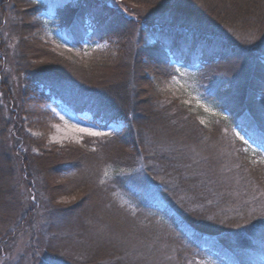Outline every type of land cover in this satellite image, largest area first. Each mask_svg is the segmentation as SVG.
<instances>
[{
    "label": "trees",
    "instance_id": "trees-1",
    "mask_svg": "<svg viewBox=\"0 0 264 264\" xmlns=\"http://www.w3.org/2000/svg\"><path fill=\"white\" fill-rule=\"evenodd\" d=\"M123 1L139 7L140 12L130 8V15H125L119 8L102 0H21L23 8L16 5L17 20L22 22L15 31L19 53L36 50L29 41L32 34L36 36L33 41L37 38L46 45L37 35H43L53 22L56 28L52 27L59 33L54 38L62 44V50L57 51L52 64L36 70L28 69L26 65L19 68L40 91L41 98H54L73 114L88 113L98 124L122 121L121 132L113 137H118L130 148L140 147V140L145 148L144 153L138 149L129 167L116 155L112 137L85 136L78 143L60 145L36 141L33 137L26 138V141L15 138L20 147L9 146L14 158L8 162L19 169V174L13 171L12 184L29 183L28 188L31 184L38 186L39 192L31 196L36 195L39 201L42 195L47 216L50 215L52 222L59 223L64 236L69 233L74 240L83 243L87 229L92 228L97 234L92 240L100 241L112 234V230L115 234L114 230H118L116 227H121L122 223L129 225L123 227L126 230L124 239L112 236L109 244L101 247L103 256L88 253L81 262L66 260L54 252L60 234H49L47 230L52 227L48 226L47 230L45 227L46 231L41 233L43 236L40 235L41 242L38 239L37 250L35 242L30 246L31 250L39 251L37 264H204L199 254L211 255V258L227 264H235L238 258L248 264L260 263L263 249L262 255L255 252V258L251 254L245 257L243 252H236V245L244 241L239 233L247 221H254L253 226L260 225V222L258 219H242L237 214L227 190V187L233 188L227 181L224 168L219 177L212 165L210 177L211 171L207 173L205 165L194 172L193 164L189 162L187 167L193 175L201 178L202 181L198 182L203 184L191 188L188 185H192V181L183 179L181 173H175L176 178L172 180L166 171L172 166L177 172H183L180 167L186 165L181 160L184 151L174 139L180 148L167 155L161 133L164 119L173 125V138L176 134L188 135L193 130L196 136L206 140V144L202 142V149L206 153L203 158L208 160L212 154L206 152L207 145L211 144L215 128L222 123L239 131L243 129L242 132L257 146L264 148V122L259 120L256 123L252 115L251 118L247 111L243 112L242 100L236 113L235 108L226 106L223 95L216 92L203 99L209 108L195 106L175 96V99H169L164 94L174 85L172 73L184 66L183 61L189 55L195 56L198 69L205 65H200L203 60L213 62L226 53L254 58L261 61L264 68V0ZM62 11H66V15ZM39 13L40 16L35 17ZM25 14L33 16L34 22L24 23ZM26 24L31 25L27 27ZM74 47L85 50L78 53ZM171 51L173 54L169 58ZM170 59L180 60L182 64L179 67L170 64ZM253 85L260 86L261 93L264 92V79L251 76L246 88L242 89L245 102L255 99ZM0 121L3 125L11 124L4 116ZM24 148L28 150L25 152ZM1 149L0 146V157ZM192 152H195L194 148ZM188 153L186 151L184 155ZM238 156L253 176L259 172L256 176L263 185V169L258 167L262 165L257 163L255 151L242 150ZM96 165L105 170L101 176L96 175L97 171H91ZM1 177L0 174V182ZM69 177L74 178L73 181ZM173 186L183 189L179 193L184 198L180 200L181 204L173 201L170 194ZM92 195L97 201V214L109 218L106 223L81 219L88 209L85 201ZM62 198L68 200L59 202ZM1 203L3 194L0 195ZM9 203L12 210L19 206L23 214L34 210L23 202L17 203L14 197ZM122 215L131 219H117ZM245 231L250 237L257 234L253 227L249 232ZM155 232L156 237L164 236L160 240L166 248L163 253L152 245L148 246L151 250L147 252L145 246L138 248V244L132 242L138 234L143 240H148V234L152 242L150 234ZM249 242L253 241L250 239ZM56 244L58 247V242ZM80 245L91 251L86 244Z\"/></svg>",
    "mask_w": 264,
    "mask_h": 264
},
{
    "label": "rangeland",
    "instance_id": "rangeland-1",
    "mask_svg": "<svg viewBox=\"0 0 264 264\" xmlns=\"http://www.w3.org/2000/svg\"><path fill=\"white\" fill-rule=\"evenodd\" d=\"M17 1L18 0H0V119L2 120L3 116L7 117L8 122L12 124L3 125L2 121H0V146L2 148L0 174L3 180L0 182V195L3 194V203L0 204V264H37V261H39V251L35 252L34 250L39 244L38 239L41 242L40 235L43 236L41 233L46 231L48 226L52 228L47 230V233H53L55 235L60 234V238L57 239L58 247H55L56 242L53 251L57 252L66 260L81 262L82 257H85V254L88 253L103 256L104 252H102L101 247L104 244H109V238L112 236H120V238H123L126 232V230H123L124 225L126 228L129 227V225H126L127 222H125V224L122 223L121 227H116L118 229L114 230L116 235L112 230V234L107 235L104 240L100 241L92 240L97 237V234L92 232L95 231L92 228L90 231L87 229V238L84 237L83 243L79 240H74L73 237L69 236V233L64 236V232L59 229V223L57 222L56 224L55 220L52 222L50 215L47 216L48 213H46L47 210L45 211L46 205L42 200V195L39 201L36 195L31 196V194L38 191V186H33V184H31L28 188L29 183H25V185H21L20 183H18L19 185L12 184L14 181V173L16 175L19 174V169L13 168L11 163L8 162L9 159L14 158L13 153L9 150V146L14 149L15 146L16 148L20 147V144L15 143V138L19 137L22 139L24 138L25 141L26 138L33 137L36 141L44 140L45 143L51 145H60L78 143L85 136H108L112 137L111 144L113 145L116 155L121 160V163L130 167L131 160L134 159L133 156L137 153L138 149L143 151V153L145 152L144 144L138 140L140 147L136 148L134 146V148H130L120 141L118 137H113L115 133L121 132L124 126L122 121H109L107 123L98 124L90 119L88 113L73 114L66 110L60 102L54 98H41L40 91L36 89V86H34L35 88L33 87L28 75L26 73V75L23 74L19 68L20 66L26 65L27 68L29 67L28 69L36 70L47 64H52L55 57H57V51L61 52L59 49H61L62 44H59L54 38V35H58L59 33L58 30L55 29V23L53 22L47 26L49 29H45L43 35H37L44 39L41 41L47 46L41 44L37 38V41H33L36 36L32 34L33 38L29 41L32 42L36 50L29 52L25 51V54L19 53L17 33H15V31L17 26L22 25V22L19 23L17 20L16 14H18V9H16V5H19V8L22 9L23 4L20 2L21 0ZM102 1L113 7L119 8L125 15H130V8L136 13L139 11V7L126 3L123 0ZM43 12L44 11H42L41 14H43ZM61 13L66 15V11H62ZM39 16L40 13L36 14L35 17ZM23 21L24 23H31L34 22V18L30 14H25ZM30 25L31 24H26L27 27H30ZM50 49H52L53 52H51ZM74 50L81 53L84 52L85 49L83 50L82 47H74ZM171 54H173L172 51L168 54L169 58H171L169 56ZM194 57V55L185 57V61H183L184 66L172 73V82L174 85L173 87L170 86V89L164 92L166 97L171 99L175 96L195 106L202 105L209 108V105H205L203 99L208 96L207 94L211 95L210 93L216 92L218 95H223V98H225L224 101L227 102L226 106L235 108L234 110L236 113L238 112V103L242 100L244 102L241 106L243 112L247 111L250 116L252 115L255 122L259 120L264 122V92L261 93L260 86L253 85L252 94L255 96V99L245 102L244 93L242 94V89L246 88L247 82L251 79V76L264 79V68L260 64L261 61L257 62L251 57H237L226 53L216 57L213 62L203 60L200 65H203V63H205V65L198 69L199 63L196 62ZM169 62L178 67L182 64L180 60L176 61V59H170ZM167 72L170 73L171 71L167 70ZM241 113L242 112H240V114ZM162 123L163 129L161 138L163 136V146L167 155L173 154L176 149L180 148L179 145H175L174 139L176 142L180 143L184 153L189 151L187 156L183 153L181 158L182 162H184V164L186 163L184 167H180L183 172H177L176 167L173 168L169 166L170 170H167L166 173L172 177V180L176 178L175 173H181L183 179L187 180L190 178V181H192V185L189 183L190 185L188 186L195 188L199 185L201 186L203 183L198 182L202 180L200 177L198 178L193 175V171L197 172L199 171L197 169L205 165V171L207 173L211 171L209 172V176L211 177L210 174L213 172V165L214 168L216 167L218 176L220 177L222 169L224 168L227 181L230 182L233 188L230 190V188L227 187V190L231 195V203L234 208H237V214L241 215L242 219H258L260 222V225L253 226L252 223L255 224L254 221L250 222V220H246V227L243 226L244 228L240 230L241 232L239 231L244 241L236 245V252L238 254L243 252L245 257H249L247 255L251 254L255 258V255L261 254L263 249V261L260 263L257 261L255 264H264V148L262 149L257 146L258 144L253 142L247 134L242 132V128H240L242 131H239L234 126L224 125L222 123L215 128L213 137L210 138L211 144L207 145L209 148L206 152L210 151L212 154V156L209 157L210 160H208L203 158L206 153L204 149H202V142L206 144V140H202L196 136L193 130L189 131L188 135L181 134V136H179L176 134L173 138L171 133L173 125L167 122L166 119L162 120ZM142 129L143 127H141L140 132L143 139L144 133ZM90 132L99 134H89ZM134 137L136 138L135 134ZM240 137H243V139ZM14 144L15 146H13ZM27 148L29 149L28 146ZM192 148H194L195 152H192ZM28 149L24 148V151L26 152ZM242 150H247L251 153L255 151L257 163L262 165L260 166L258 164V167L263 169V185H261L262 182L260 183V180L256 176L259 172L256 174L253 172L255 175L253 176L252 171L242 163L238 156ZM213 157H215V159ZM218 158H221V160ZM189 162L193 164V171L187 167V163ZM91 171L93 173L97 171L96 175L100 176L102 173H105L103 167L99 165L92 167ZM183 173L187 174L185 175ZM191 178L196 180L193 181ZM73 179L74 178L69 177V180L73 181ZM218 180L217 178V181ZM173 187L170 192L173 201L181 204L180 200L184 198L179 193L181 192L180 190L183 189L177 186ZM12 197L17 200V203L23 202L25 206L30 205L34 210L26 212L25 214L22 213V210L19 211V206H17L16 210H12L10 203L8 204ZM67 200L66 198H62L59 199V202ZM85 203L88 204V209L81 215V219H96L98 224H100L99 221L103 223L106 219H109L106 216L97 214L98 211L96 208H98V206L94 195L87 198ZM40 206H42L43 209H41ZM54 219L56 218L54 217ZM117 219L131 218L122 215ZM45 227L46 230H44ZM252 227L254 232L257 231L255 237H250L245 231L248 230L249 232L252 230ZM154 234H156V232L150 234V237L153 238L152 242L149 241L148 234V240H143L142 235L138 234L135 235L132 242L135 245L138 244V248L145 246L147 252L151 250L148 246L152 245L159 253H163L166 248L160 244V240L163 239L164 236L161 235V237H156ZM106 239L107 241H105ZM250 239L253 242H249ZM98 241L100 242L99 245H97L99 243ZM34 242L35 249L31 250L30 246ZM249 243H251V245L254 244V246L248 245ZM80 244H86L91 251L84 250L82 248L83 246ZM80 248H82L83 251L80 250ZM249 249L253 250L251 251ZM40 251L42 252L43 249H40ZM84 251L86 252L83 253ZM199 256L202 257L200 259L204 264H227L215 257L211 258V255L199 254ZM239 256L241 255H238V257ZM234 263L248 264L245 261L239 260V258L237 261L235 260Z\"/></svg>",
    "mask_w": 264,
    "mask_h": 264
},
{
    "label": "snow or ice",
    "instance_id": "snow-or-ice-1",
    "mask_svg": "<svg viewBox=\"0 0 264 264\" xmlns=\"http://www.w3.org/2000/svg\"><path fill=\"white\" fill-rule=\"evenodd\" d=\"M89 134H96V135H98L99 133H89ZM237 135H239V134H237ZM241 139H243V137H240Z\"/></svg>",
    "mask_w": 264,
    "mask_h": 264
}]
</instances>
